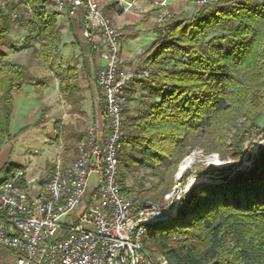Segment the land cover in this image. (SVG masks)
Here are the masks:
<instances>
[{"label": "trees", "instance_id": "trees-1", "mask_svg": "<svg viewBox=\"0 0 264 264\" xmlns=\"http://www.w3.org/2000/svg\"><path fill=\"white\" fill-rule=\"evenodd\" d=\"M51 3L6 0L0 6V43L18 23L28 35L14 51L31 50L34 59L50 65L62 44ZM105 13L111 17V6ZM69 21L72 29L83 31V12ZM227 28L228 34H216ZM155 33L159 39L140 61L151 76L137 80L148 95L140 99L138 117L130 123L125 117L128 140L119 152L122 193L164 207L191 152L218 154L233 164L225 168L229 173L222 183L203 182L184 192L174 216L148 227L144 247L168 264H264V146L249 171L237 170L244 145L261 135L264 140L259 124L264 117V3L210 0L190 18L174 14ZM78 79V70L70 68L60 82L62 97L74 106ZM25 83L43 84L26 66L8 61L0 48V150L9 137L14 94ZM133 96L130 88L129 103ZM10 167L2 171L10 173ZM137 169L155 178L149 190L127 185ZM215 173L207 168L202 174Z\"/></svg>", "mask_w": 264, "mask_h": 264}, {"label": "built area", "instance_id": "built-area-1", "mask_svg": "<svg viewBox=\"0 0 264 264\" xmlns=\"http://www.w3.org/2000/svg\"><path fill=\"white\" fill-rule=\"evenodd\" d=\"M51 1L58 19L84 13L83 37L105 61L97 85L107 124L88 128L77 159L66 163L58 157L48 179L38 181L17 169L0 182V264H168L145 249L143 237L149 226L174 216L176 209L122 193L119 178V152L128 140V90L133 81L150 78L151 71L130 69L133 60L122 55L123 31L103 3L116 15H139L145 13L142 0ZM150 1L160 9L158 23L173 16L168 0ZM188 1L201 6L210 0ZM12 18L17 21L18 14ZM93 177L98 179L95 185Z\"/></svg>", "mask_w": 264, "mask_h": 264}, {"label": "rangeland", "instance_id": "rangeland-1", "mask_svg": "<svg viewBox=\"0 0 264 264\" xmlns=\"http://www.w3.org/2000/svg\"><path fill=\"white\" fill-rule=\"evenodd\" d=\"M6 0H0V6L5 4ZM131 1V0H128ZM255 3H264V0H252ZM104 9L107 4L103 3ZM141 6L145 9L143 14H122L116 15L112 12V20L115 26L122 28L126 21L136 22L130 26L137 28V36L133 39H122V55L127 62H131L129 67L132 71H142L148 69L140 66V61L145 57L139 56L140 51H146L151 47L159 36L155 33V29L162 24L158 23L157 13L160 9L156 8L150 0H142ZM49 10H52V3L48 6ZM167 9L173 13V15H182L185 18H190L197 9V5L189 2L188 0H168ZM155 14V15H154ZM21 16V13L19 14ZM132 18V19H131ZM66 24H60L62 26L70 25V21L64 19ZM17 23V21H16ZM141 25V26H140ZM227 30L217 31V35H224L229 33ZM28 35L26 28H21L17 23L15 29L12 31L8 39L0 43V48L7 54V60L13 63H19L28 65L27 61L32 57L31 50H20L15 52L14 49H20L24 46V41ZM77 35V34H76ZM83 36V35H82ZM84 38V37H83ZM72 40V36L68 31L62 33V43H66V48H61L57 51L53 62H67L72 61L77 49L69 47V41ZM90 44V42H89ZM225 46L231 44V40L223 43ZM82 61L80 62L84 66L90 75L91 63L97 60L98 56L94 54L91 49V44L81 51ZM60 55L63 58L59 59ZM138 57V58H137ZM135 58H137L135 60ZM80 57L77 58L79 60ZM135 60V61H134ZM99 64L105 65V61L100 59ZM94 69L99 70V67L94 66ZM80 73L83 74L82 67ZM150 70V69H149ZM151 71V70H150ZM80 78V77H79ZM43 84L25 83L22 89L15 93L13 101V113L11 123L9 126V137L6 139V143L0 150V180H4L10 174L17 169H24L27 172L29 178H35L38 181H44L51 177L53 173V167L63 142V132L60 125H55L52 119L53 108L58 107V101L60 97L58 92L55 91L53 83L48 80L41 81ZM80 84V80L77 81V85ZM85 85H80L81 90ZM130 88L134 89V96L129 103V97L125 108L128 110V114L125 116L127 122L130 119L139 116V105L141 104V97H147L148 92L145 88L137 83V80L132 82ZM85 89V88H84ZM82 93V92H81ZM84 93V91H83ZM80 94V92H78ZM80 97L78 98V100ZM91 101L88 99H80L79 105H86L89 107ZM73 107H75L72 104ZM57 111V110H56ZM135 121L137 119H134ZM84 122L83 120H81ZM130 123V122H129ZM132 123V121H131ZM88 124V123H85ZM262 131L264 130V117L259 121ZM87 125V128L88 129ZM95 126V125H94ZM262 136V135H261ZM254 138L244 145L243 159L241 165L237 168L238 171H249L253 166V161L258 158L262 152L264 146V140L262 137ZM232 161L221 160L218 154L206 155L201 150H195L191 152L181 163L178 172L175 176L176 186L172 193L165 196L164 208L175 211L177 203L180 201L181 195L186 191L189 184L198 182L199 178L202 180L213 182L212 184L222 183L223 176L227 175L229 171H224L225 168L232 165ZM10 165V173L2 171V169ZM207 168H213L216 170L214 175H203L202 173ZM186 178L187 182L183 185V180ZM197 180V181H196ZM98 179L93 177L91 184H97ZM155 182V178L149 170L137 169L133 175L127 180V185L133 190L147 191ZM149 200V199H148ZM160 204L159 202H157ZM161 205V204H160ZM163 207V205H161Z\"/></svg>", "mask_w": 264, "mask_h": 264}, {"label": "crops", "instance_id": "crops-1", "mask_svg": "<svg viewBox=\"0 0 264 264\" xmlns=\"http://www.w3.org/2000/svg\"><path fill=\"white\" fill-rule=\"evenodd\" d=\"M111 6V5H106ZM105 6V7H106ZM53 9L52 12L55 13L54 6H52ZM155 15V14H154ZM132 19V18H131ZM68 21V19H66ZM58 32L62 40V33H65L66 31L69 32V34L72 36V40L69 41V47H73L74 49H77L76 53L74 54V57L72 61H68L67 64L63 61L59 62H51L50 65H45L44 63L36 60L32 57L27 61L28 65L26 66L30 72V74L36 78L37 80L43 81L48 80L53 83V86L55 88V91L58 92V95L60 97V101H58V107L53 108L52 113V119L51 121L56 125H60L63 132L66 133L63 135V142L60 148V152L58 157H63L66 161V163L73 162L78 157L77 147L80 142L85 137L86 131H87V125L88 128L90 127H96L98 129H101L103 126L107 124V118L103 114V105L101 102V94L97 85V77L98 73L101 68H103L105 65H101L98 63V61L101 59L100 56L96 53V56H98L96 62L90 61L91 63V71L92 73H88V70L82 66L80 63L82 61V54L81 51H83L86 47L89 48L90 44L88 41H86L83 38L82 31L78 28L74 27L73 29L70 27L69 22L68 26H62L60 24L65 25L66 22L64 19H58ZM137 25L136 22H131L130 20L126 21V24L122 27L124 29L123 31V39L130 38L133 39L137 36V28H133L130 26ZM141 26V25H140ZM77 34V35H76ZM159 39V38H158ZM157 41V40H156ZM66 48V43H62L59 49ZM58 49V50H59ZM80 57L79 60L77 58ZM63 58L62 55H60L59 59ZM54 60V59H53ZM19 64V63H18ZM94 66L99 67V70L94 69ZM82 67L83 74H80V84L77 85L78 89L76 92V105L75 107L72 106L71 103H68L63 97L60 92V82L63 78H65L70 70V68H76L78 70V74L80 73V69ZM85 85L84 88L81 90L80 85ZM84 91V93H83ZM80 92V94H78ZM82 92V93H81ZM80 99H88L91 101L89 107L86 105H79ZM15 98V94H14ZM57 110V111H56ZM83 120L84 122H82ZM88 123V124H85ZM95 125V126H94Z\"/></svg>", "mask_w": 264, "mask_h": 264}, {"label": "water", "instance_id": "water-1", "mask_svg": "<svg viewBox=\"0 0 264 264\" xmlns=\"http://www.w3.org/2000/svg\"><path fill=\"white\" fill-rule=\"evenodd\" d=\"M203 182H207V183H213V182H210V181H206V180H199L198 182H196V183H191V184H189L188 185V187H187V189H186V191H188V190H190L194 185H197V184H200V183H203ZM185 191V192H186ZM181 199V198H180ZM176 210H177V206H176Z\"/></svg>", "mask_w": 264, "mask_h": 264}, {"label": "bare ground", "instance_id": "bare-ground-1", "mask_svg": "<svg viewBox=\"0 0 264 264\" xmlns=\"http://www.w3.org/2000/svg\"><path fill=\"white\" fill-rule=\"evenodd\" d=\"M198 180H202L201 178H199ZM197 181V180H196Z\"/></svg>", "mask_w": 264, "mask_h": 264}]
</instances>
